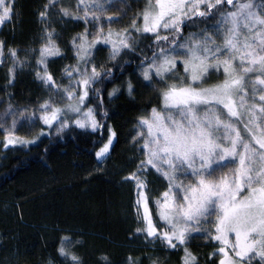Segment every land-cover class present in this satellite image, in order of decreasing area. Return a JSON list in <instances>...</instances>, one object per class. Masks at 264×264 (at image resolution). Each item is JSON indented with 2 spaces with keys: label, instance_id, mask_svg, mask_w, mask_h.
Wrapping results in <instances>:
<instances>
[{
  "label": "snow or ice",
  "instance_id": "1",
  "mask_svg": "<svg viewBox=\"0 0 264 264\" xmlns=\"http://www.w3.org/2000/svg\"><path fill=\"white\" fill-rule=\"evenodd\" d=\"M57 3L49 0L40 13L46 26L36 61L41 71L36 77L67 104L61 107L45 101L39 119L49 129L55 125L57 134L71 123L93 132L107 128V142L95 154L103 161L117 133L102 124L97 110L89 106L90 92L98 94L93 85L110 75V70L95 64L93 50L101 43L110 46V59L115 60L123 50H135V42L127 29L105 34L103 24L92 33L86 29L73 37L77 62L65 67L68 86L61 90L48 69L49 58L62 55L55 29L46 23L48 11ZM108 10L99 0L92 4L79 0L76 9L85 22L99 21ZM12 12L13 6L0 0V26L12 18ZM58 15L81 18L63 7ZM209 20L216 21L211 28L183 35L185 28ZM107 22L119 23L111 16ZM132 29L152 34L159 50L140 66L144 86L159 85V104L138 118L132 140L141 159L137 171L124 178L135 182L138 215L143 209L145 227L138 231L158 237L171 249L185 246L193 231H203L215 242L218 264H252L256 257L264 264V5L251 0H148L133 19ZM4 49L0 41V57ZM8 54L14 66H23L17 50L8 49ZM213 78L216 83L206 86ZM127 91L133 94L132 81L127 82ZM119 92L113 88L109 98ZM68 112L74 115L69 117ZM15 124L14 119L13 128ZM16 142L9 134L5 146ZM153 171L167 181L166 190L155 201L166 226L162 233L152 219L147 181L141 178ZM66 243H72L69 237L62 239L59 255L81 264ZM181 259L182 264H197L186 246ZM128 264L142 262L129 258Z\"/></svg>",
  "mask_w": 264,
  "mask_h": 264
},
{
  "label": "trees",
  "instance_id": "2",
  "mask_svg": "<svg viewBox=\"0 0 264 264\" xmlns=\"http://www.w3.org/2000/svg\"><path fill=\"white\" fill-rule=\"evenodd\" d=\"M48 2L14 0L12 18L0 28V41L5 43L0 100L7 99L14 109L25 112L14 135L29 140L38 137L41 130L44 133L35 144L4 147L0 125V264H72L58 252L64 237L71 239L65 247L79 257L81 264H128L129 258L142 264H152V260L157 264H182L185 246L196 256L197 264H218V256L213 255L215 243L205 241L204 233L191 235L185 246L171 249L158 244L157 237L138 231L144 225L137 213L135 182L124 178L137 171L141 159L132 140L138 118L159 104V85L145 87L147 82L140 75L141 63L159 50L152 34L132 29V21L144 9L145 1L128 0V19L111 24L117 31L128 30L135 50L125 49L115 60L110 59L107 46L99 45V50H94L95 64L110 70V75L93 85L98 94L90 92L89 106L97 110L102 124L117 133L103 161H98L95 154L107 142V128L93 132L70 125L59 134L47 135L39 119L40 105L45 101L57 106L65 102L36 77L41 71L36 61L46 26L41 23L40 13ZM251 2L264 5V0ZM76 3L59 0L57 7L48 11L46 21L55 29L62 50L61 56L48 60L49 72L61 90L68 86L65 67L77 62L72 39L90 28L80 19L58 15L62 7L74 13ZM215 23L209 20L207 24L192 25L183 35L211 28ZM8 49L17 50L23 66H14ZM128 81L134 84L131 96ZM113 88L120 92L109 98ZM141 178L147 181L149 207L155 212V201L166 190L167 181L154 171Z\"/></svg>",
  "mask_w": 264,
  "mask_h": 264
},
{
  "label": "rangeland",
  "instance_id": "3",
  "mask_svg": "<svg viewBox=\"0 0 264 264\" xmlns=\"http://www.w3.org/2000/svg\"><path fill=\"white\" fill-rule=\"evenodd\" d=\"M59 1V0H58ZM68 1L70 0H66V3H68ZM131 1V0H130ZM145 1V6L148 2V0H144ZM7 2L12 5V2L13 0H7ZM76 6L75 8L73 9L74 11V14H77L79 15L81 18L80 20L84 21L85 20L83 19V13L82 12H79L77 13L76 9H77V5L79 3V0H76ZM86 3H89V4H92L94 2H96V0H85ZM99 2L101 3H104L105 7L108 8L109 10L101 17V19L99 21H95V22H85L89 25V33H92L94 28H99L101 24H103V27H104V33L107 34V32L109 30L113 31V32H117V29H112V25H109L108 24V17L111 16L113 18V20H123V19H128L129 16H127V12H126V7L128 4H126L128 2V0H123V2H119V0H114V2L112 4H108L107 3V0H99ZM145 8V7H144ZM89 20L91 21V16L89 17ZM9 21V20H8ZM7 22V21H6ZM5 22V23H6ZM2 26H0L1 28ZM99 45H104L103 43L101 44H98L96 45L99 46ZM106 46V45H104ZM109 49H110V46H107ZM95 50V49H94ZM93 50V51H94ZM4 58H5V54H3L2 57H0V64L3 63L4 61ZM216 83V80L215 78L209 80V83L208 85L206 86H210L211 84H214ZM67 104V101H65L62 105H60L61 107H65ZM12 104L7 100V99H3V100H0V125H1V128H2V131H3V134H4V138H3V146H5V144L7 143V139L9 138V134H11L12 138L17 140L18 142L14 143V144H7V147L9 146H13V145H19V144H35L38 139L44 135H41V134H38V137H35L34 139H29V140H24V138H19V137H16L14 135V132H15V129L16 127L18 126V124L21 122V120H23V118L25 117V112L24 110H21V109H14L12 106ZM20 113H23V116L20 115ZM15 114V115H13ZM67 115L69 117H72L74 115V113H71V112H68ZM30 117H33L32 115H30ZM15 119L16 121V124H15V127L13 128V120ZM247 119V117H245V120ZM42 122V121H41ZM44 125V124H43ZM70 125H74V123H71ZM45 126V125H44ZM242 134L247 136V132L244 130V127H243V124H239L238 125ZM45 128L47 129L46 130V134H54V133H57L56 130H55V125L53 126L52 129H49L47 126H45ZM86 130H90L92 131L91 129H86ZM137 132V129L135 131V134ZM20 141H35L34 143H22ZM114 143V141H113ZM137 199V197H136ZM152 219H153V222L158 226V230L159 232H163L166 230V226L163 225V221H161L159 219V216L157 214V208L155 209V212H152ZM140 219L145 227V223H144V220H143V209L140 210ZM204 232H195L193 231L191 233V235H195V234H203ZM205 234V233H204ZM150 238H156V237H150ZM158 238V237H157ZM190 239V238H189ZM188 239V240H189ZM188 240L186 241V244L188 242ZM205 241H208L210 240L209 238H205L204 239ZM156 242L160 245H163V246H167V244L163 243L161 241V239L158 238V240H156ZM214 242V241H213ZM215 243V242H214ZM168 247V246H167ZM252 264H260V258L259 257H256L253 261H252Z\"/></svg>",
  "mask_w": 264,
  "mask_h": 264
}]
</instances>
